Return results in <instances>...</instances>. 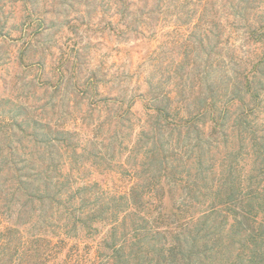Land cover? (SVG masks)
Instances as JSON below:
<instances>
[{
    "label": "rangeland",
    "instance_id": "1",
    "mask_svg": "<svg viewBox=\"0 0 264 264\" xmlns=\"http://www.w3.org/2000/svg\"><path fill=\"white\" fill-rule=\"evenodd\" d=\"M246 1L0 0V146L13 132L16 151L43 150L26 140L20 121L40 140L57 138L58 172L63 164L80 167L75 186H91L82 192L87 197L129 192L136 178L131 164H121L127 153L116 143L115 115L126 124L119 140L129 144L149 129L147 106L156 96L176 116L208 95L221 105L235 85L246 93L258 61L264 66V30L252 31L264 23V0H255V9ZM67 129L75 132L70 143L82 146L78 162L63 143ZM165 189L154 198L155 213L165 211L158 221L164 228L190 196L182 187ZM29 217L0 211V264H102L112 252L105 242L110 221L94 233L67 234L43 218L23 223Z\"/></svg>",
    "mask_w": 264,
    "mask_h": 264
},
{
    "label": "trees",
    "instance_id": "2",
    "mask_svg": "<svg viewBox=\"0 0 264 264\" xmlns=\"http://www.w3.org/2000/svg\"><path fill=\"white\" fill-rule=\"evenodd\" d=\"M254 1H246V9H255ZM261 29L264 23L252 31L257 34ZM261 65L258 61L246 79V93L235 85L221 105L219 96L208 95L196 108L187 104V115L179 108L181 115L174 116L171 106L160 104L158 96L152 98L147 106L149 129L140 130L129 144L119 140L126 124L116 114V143L127 153L121 164L124 169L131 164L128 171L136 178L127 193L95 192L94 199L87 197L82 192L91 186H75L80 167L64 168L63 164V173L58 172L62 166L56 160L57 138L40 140L18 121L29 143L45 146L25 156L12 146L13 132L3 136L0 211L11 216L30 214L23 223L43 218L60 224L67 234L80 229L94 233L99 222L110 221L105 242L112 252L102 264H264V118L258 115L264 111ZM235 104L241 106L237 115ZM209 113L211 118L205 121ZM74 134L70 129L63 131V143L72 146L70 159L78 162L82 146L70 143ZM167 186L182 187V193L188 190L190 196H184L185 212H175L177 218L164 228L158 221L165 211L155 213L154 198Z\"/></svg>",
    "mask_w": 264,
    "mask_h": 264
}]
</instances>
